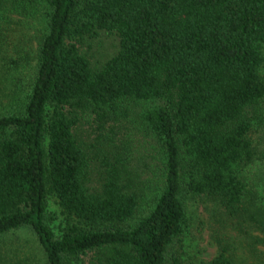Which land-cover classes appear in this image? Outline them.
<instances>
[{"label": "trees", "instance_id": "obj_1", "mask_svg": "<svg viewBox=\"0 0 264 264\" xmlns=\"http://www.w3.org/2000/svg\"><path fill=\"white\" fill-rule=\"evenodd\" d=\"M18 18L40 37L30 88L0 112V264H185L197 196L264 245L246 177L264 128V0H0V26ZM100 31L120 47L94 67L81 48ZM84 113L102 130L137 123L158 163L153 192L137 190L125 150L80 137ZM207 264L233 259L223 248Z\"/></svg>", "mask_w": 264, "mask_h": 264}, {"label": "rangeland", "instance_id": "obj_2", "mask_svg": "<svg viewBox=\"0 0 264 264\" xmlns=\"http://www.w3.org/2000/svg\"><path fill=\"white\" fill-rule=\"evenodd\" d=\"M20 19L7 26H0V112H7L12 107L6 104L7 97L4 95L27 92L35 71L39 24ZM119 47L117 34L100 31L96 37L88 39L81 49L89 56L92 65L99 67ZM138 111L136 108L134 113ZM111 125L115 126L116 131L110 125L106 129H99L96 118L84 113L77 130L81 138L95 143L97 149L100 138H105L116 146L109 150H125L127 166L137 184H140L137 190L146 188L150 194L161 183L158 182L161 177L160 172L155 174L158 163L148 157L149 146L144 133L132 119L116 121ZM254 141L257 159L248 168L246 177L250 189L258 194L256 199L264 203V128L254 133ZM99 184L100 176L95 171L91 175V185L97 187ZM186 203L190 227L185 237V264H207L223 248L233 259V264H264V245L258 242L259 232L249 222L230 216L218 203L206 197H188ZM48 208L55 219L53 229L59 233L65 214L53 195L49 197ZM17 233L22 238L27 236L25 231Z\"/></svg>", "mask_w": 264, "mask_h": 264}]
</instances>
